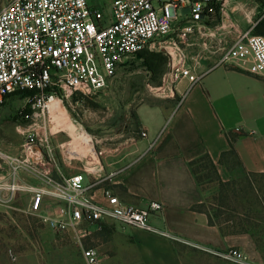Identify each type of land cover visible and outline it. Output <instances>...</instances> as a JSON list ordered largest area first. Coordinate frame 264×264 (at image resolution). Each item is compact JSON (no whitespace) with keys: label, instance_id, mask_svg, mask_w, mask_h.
Masks as SVG:
<instances>
[{"label":"built area","instance_id":"obj_1","mask_svg":"<svg viewBox=\"0 0 264 264\" xmlns=\"http://www.w3.org/2000/svg\"><path fill=\"white\" fill-rule=\"evenodd\" d=\"M232 0H108L106 6L88 0H8L0 4V107L9 96L29 92L24 101L38 129L24 130L29 138L23 158L3 157L11 168L0 178V203L30 196L29 212L55 232L69 237L87 264H98V253L86 241L110 223L170 237L151 218L163 204H127L102 179L87 172L64 177L49 147L50 104L77 98L94 99L106 90L120 67L140 52L162 53L167 61L162 85L153 87L165 98L185 97L204 76L200 60L183 45L210 38L216 66L242 70L264 78V34L242 29L232 16ZM212 32L213 34H209ZM195 42V41H194ZM201 65V64H200ZM151 81V80H150ZM149 81V82H150ZM188 86L180 93L184 82ZM42 131L41 134L39 132ZM142 138L148 132L140 129ZM48 146L44 153L39 145ZM234 264H256L237 248L214 251L199 247Z\"/></svg>","mask_w":264,"mask_h":264},{"label":"crops","instance_id":"obj_2","mask_svg":"<svg viewBox=\"0 0 264 264\" xmlns=\"http://www.w3.org/2000/svg\"><path fill=\"white\" fill-rule=\"evenodd\" d=\"M217 62L218 58L202 61V80L185 97L178 95L176 104L146 103L136 108L137 122L148 137L130 140L127 155L107 161L109 154L102 153L104 163L97 166L102 187L127 204H163V212L152 217L151 224L171 236L110 223L87 240L86 246L98 253V264H187L176 242L209 256L213 255L198 246L257 254L249 235L223 236L219 227L208 224L205 214L192 209L203 203L204 196L189 163L205 154L217 162L228 150L232 134L244 169L264 174V78L216 66ZM187 86L185 81L180 93ZM125 160L120 169L113 167ZM61 170L64 177L78 173Z\"/></svg>","mask_w":264,"mask_h":264},{"label":"rangeland","instance_id":"obj_3","mask_svg":"<svg viewBox=\"0 0 264 264\" xmlns=\"http://www.w3.org/2000/svg\"><path fill=\"white\" fill-rule=\"evenodd\" d=\"M7 1L0 0V4ZM88 1L90 4L106 6V13L110 14L108 0ZM231 11L232 16L244 30L253 27L264 18V7L258 0H232ZM209 34L213 33L209 32ZM193 39L188 42L193 45H183L190 57L199 55L217 58L222 53L218 51L213 54L217 48H212L214 43H208L210 38L206 36ZM198 61L201 64L203 60L198 58ZM141 64L142 61L137 55L129 58L118 70L117 77L115 76L108 88L104 90L107 95L103 91L92 100L77 98L62 103L63 111L74 122L82 125L86 133L90 135L96 157L91 152L85 153L83 145L77 141L71 143L74 138L68 132L67 134L57 133L53 126L52 115H49V147L54 150L58 164L63 171L67 170L71 173L85 171L90 180L94 179L98 176L97 166H101L100 162L104 163L102 153L109 154L107 161L110 159L119 161L130 151V140L141 138L140 130L136 125L137 121L134 118L138 106L146 103L165 106L177 103L176 99L165 98L159 91H152L149 87V83L153 87L162 85L167 64L160 84L141 67ZM211 66L212 63L208 67ZM31 114L32 110H27L25 101L19 97L10 99L0 107V178L4 176L8 178L11 168L3 156L23 158V145L30 135L24 130H29L32 134V130L38 129L40 125L32 119ZM41 133L42 131L39 132ZM39 147L44 153L49 149L46 144L45 146L39 145ZM125 162L126 160L113 167L120 169ZM220 175L224 181L233 178L240 180L236 187L238 196L231 199L230 203L240 207L254 201L242 192L244 190L243 179L246 176L234 158H227L226 165L220 168ZM251 178L260 183L257 185L261 191L259 202L264 206V178L260 176H251ZM210 193L211 191L206 195L209 196ZM29 204L30 196L28 195L19 196L9 203H0V264H87L82 252L72 240L57 234L51 224L44 223L39 217L31 214ZM259 210L260 208L256 207L253 215H259L264 219V211L257 213L260 212ZM239 214L241 213H228V216L243 217ZM252 223L256 224L252 227V232L260 251L256 249L257 254L249 257L256 264H264V222ZM89 242L86 241L85 244ZM183 255L187 264H234L195 249H185Z\"/></svg>","mask_w":264,"mask_h":264},{"label":"trees","instance_id":"obj_4","mask_svg":"<svg viewBox=\"0 0 264 264\" xmlns=\"http://www.w3.org/2000/svg\"><path fill=\"white\" fill-rule=\"evenodd\" d=\"M258 1L264 7V0ZM253 33L257 35L264 34V18L256 24ZM137 56L142 61L141 67L147 70L151 77L155 79L158 84H160L165 65L168 61L167 57L162 53H150L147 51L140 52L139 54H137ZM29 94V92H24L11 95L6 100H4L2 105L14 97H19L24 100L25 97H27ZM27 110L30 111L31 109L27 107ZM134 118L137 121L136 116H134ZM136 125L137 129L140 130V124L136 122ZM235 138V134L229 136V148L227 151H224L221 154V157L217 162H215L209 154H205L202 157L189 163L197 185L199 186L204 196L203 203L193 206L192 209L196 212L205 214L208 218V224L210 226L219 227L223 236L245 234L249 235L256 245V249L260 251L257 241L254 238L252 232V227L254 225L256 226V224H253L252 222H264V219H262V217H260L259 215H253L256 207L260 208V212L257 213H261L264 211V206L261 204V202H259L261 191L257 188V185H259L260 183L257 180L251 178V176H260L264 178V174L248 173L244 169L234 148ZM228 157L234 158L236 164L240 167L241 171L246 176L245 179H243L244 190H241L247 196L254 200L251 204L237 207L236 205L234 206V204L230 203L231 199H235L238 196L236 187L237 182L240 180L233 178L231 180L224 181L222 179L220 175V168L226 165ZM209 191H211V193L209 196H207L206 194ZM238 208H240L241 210H239ZM228 213H241L239 215H243V217H236L231 215L228 216ZM176 248L183 259L185 249L194 250V248H190L186 245L180 244L179 242H176Z\"/></svg>","mask_w":264,"mask_h":264},{"label":"bare ground","instance_id":"obj_5","mask_svg":"<svg viewBox=\"0 0 264 264\" xmlns=\"http://www.w3.org/2000/svg\"><path fill=\"white\" fill-rule=\"evenodd\" d=\"M50 114L52 115L53 126L57 130V133L67 134L68 132L70 136L74 138V141L71 143L77 141V143L83 145L85 153L91 152V154L96 157V151L90 135L86 133L82 125L76 121L74 122L73 119L63 111L62 103L59 99L53 100L50 104Z\"/></svg>","mask_w":264,"mask_h":264}]
</instances>
